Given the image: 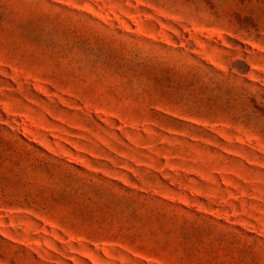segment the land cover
Returning a JSON list of instances; mask_svg holds the SVG:
<instances>
[{"label":"rangeland","instance_id":"1","mask_svg":"<svg viewBox=\"0 0 264 264\" xmlns=\"http://www.w3.org/2000/svg\"><path fill=\"white\" fill-rule=\"evenodd\" d=\"M0 264H264V0H0Z\"/></svg>","mask_w":264,"mask_h":264}]
</instances>
